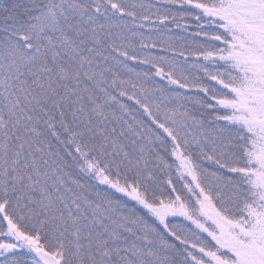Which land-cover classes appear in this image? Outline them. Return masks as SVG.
Instances as JSON below:
<instances>
[{
  "label": "snow or ice",
  "instance_id": "snow-or-ice-1",
  "mask_svg": "<svg viewBox=\"0 0 264 264\" xmlns=\"http://www.w3.org/2000/svg\"><path fill=\"white\" fill-rule=\"evenodd\" d=\"M0 264H264V0H0Z\"/></svg>",
  "mask_w": 264,
  "mask_h": 264
}]
</instances>
